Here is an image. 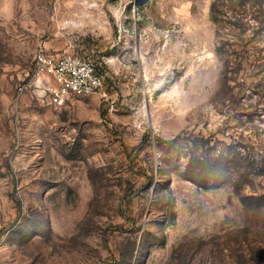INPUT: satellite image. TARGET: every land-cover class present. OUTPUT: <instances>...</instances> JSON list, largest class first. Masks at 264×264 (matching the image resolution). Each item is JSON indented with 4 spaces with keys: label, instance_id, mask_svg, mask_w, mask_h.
Returning <instances> with one entry per match:
<instances>
[{
    "label": "rangeland",
    "instance_id": "374dc122",
    "mask_svg": "<svg viewBox=\"0 0 264 264\" xmlns=\"http://www.w3.org/2000/svg\"><path fill=\"white\" fill-rule=\"evenodd\" d=\"M211 2L0 0V264H264V39ZM40 45L104 93L52 102Z\"/></svg>",
    "mask_w": 264,
    "mask_h": 264
},
{
    "label": "trees",
    "instance_id": "16d2710c",
    "mask_svg": "<svg viewBox=\"0 0 264 264\" xmlns=\"http://www.w3.org/2000/svg\"><path fill=\"white\" fill-rule=\"evenodd\" d=\"M210 14L217 25V35L221 41L217 51L221 53H225L228 45L242 46L244 50L254 46L258 48L259 45L252 44L264 39V0H212ZM259 49H264V46ZM199 139L205 140L203 137ZM227 157L226 151H220L213 161Z\"/></svg>",
    "mask_w": 264,
    "mask_h": 264
},
{
    "label": "built area",
    "instance_id": "2783aa9c",
    "mask_svg": "<svg viewBox=\"0 0 264 264\" xmlns=\"http://www.w3.org/2000/svg\"><path fill=\"white\" fill-rule=\"evenodd\" d=\"M38 70L53 78L51 100L63 104L70 95L104 93V77L89 59L73 51L54 53L40 45L35 53Z\"/></svg>",
    "mask_w": 264,
    "mask_h": 264
}]
</instances>
